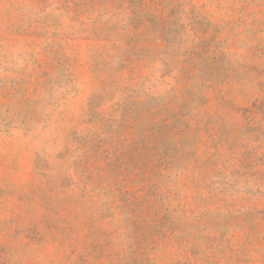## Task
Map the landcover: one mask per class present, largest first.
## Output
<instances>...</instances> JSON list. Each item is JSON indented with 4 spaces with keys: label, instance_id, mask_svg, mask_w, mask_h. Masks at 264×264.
I'll list each match as a JSON object with an SVG mask.
<instances>
[{
    "label": "rangeland",
    "instance_id": "rangeland-1",
    "mask_svg": "<svg viewBox=\"0 0 264 264\" xmlns=\"http://www.w3.org/2000/svg\"><path fill=\"white\" fill-rule=\"evenodd\" d=\"M0 264H264V0H0Z\"/></svg>",
    "mask_w": 264,
    "mask_h": 264
}]
</instances>
